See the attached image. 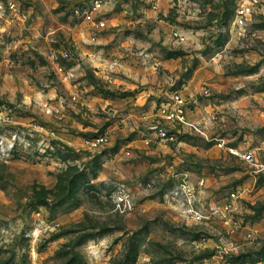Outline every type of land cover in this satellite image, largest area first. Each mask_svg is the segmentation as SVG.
Segmentation results:
<instances>
[{"label": "rangeland", "instance_id": "374dc122", "mask_svg": "<svg viewBox=\"0 0 264 264\" xmlns=\"http://www.w3.org/2000/svg\"><path fill=\"white\" fill-rule=\"evenodd\" d=\"M21 1L0 34V264H264V169L225 148L264 168V3L236 36L235 0H110L103 30L75 13L90 0ZM176 90L216 139L156 140ZM184 173L209 177L207 215L239 190V229L185 212Z\"/></svg>", "mask_w": 264, "mask_h": 264}, {"label": "built area", "instance_id": "2783aa9c", "mask_svg": "<svg viewBox=\"0 0 264 264\" xmlns=\"http://www.w3.org/2000/svg\"><path fill=\"white\" fill-rule=\"evenodd\" d=\"M110 0H90L89 6L86 8H75V13L83 18L85 21L92 24L96 30H103L108 27L107 20L103 17V11ZM154 9H158V1L151 0ZM236 6L234 10V19L232 31L234 35L240 36L243 34L244 29L252 21L255 14L262 10L264 0H235ZM181 6V3H179ZM27 17L23 8L21 0H0V34L6 32L13 23L22 21ZM180 40H184L182 34L179 32L174 33ZM196 100L189 98L182 90L171 92L168 100L163 102L156 116L158 117V130L156 132L157 141H168L174 139L175 132L188 133L190 135L200 136L206 140H214L207 131V121L204 123L201 120L195 119L192 114V106L195 105ZM43 109L49 114H53L58 109L46 101L42 104ZM159 118L164 120L166 126H160ZM170 127V128H169ZM170 129L174 131L170 134ZM105 136H97L88 139L86 143L91 148H97L106 143ZM154 139H147L146 143L150 144ZM219 147L223 148L224 144L219 143ZM234 157L239 158L243 162L255 166L257 171H263V166L258 162L257 157L253 150L244 151L239 147H225ZM180 182L176 194H183L188 198V207L185 212L189 213L194 220L201 221L212 216L221 217L231 222L232 230L229 233L235 232L239 226L233 221L232 213L238 209V201L240 200L239 190H230L227 192L224 202L219 207H211L209 214H205L201 208L195 205V199L203 193L206 187V179L204 177H191L189 174L184 173L179 176ZM244 235L252 238L254 232L247 230Z\"/></svg>", "mask_w": 264, "mask_h": 264}, {"label": "crops", "instance_id": "0c3cea01", "mask_svg": "<svg viewBox=\"0 0 264 264\" xmlns=\"http://www.w3.org/2000/svg\"><path fill=\"white\" fill-rule=\"evenodd\" d=\"M207 176V175H206ZM195 177V176H194ZM209 178V177H208ZM208 178L206 177V184H208Z\"/></svg>", "mask_w": 264, "mask_h": 264}]
</instances>
